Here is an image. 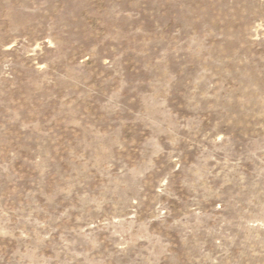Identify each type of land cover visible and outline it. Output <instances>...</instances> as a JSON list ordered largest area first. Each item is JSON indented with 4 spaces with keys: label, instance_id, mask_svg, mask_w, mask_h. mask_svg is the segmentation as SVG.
<instances>
[{
    "label": "rangeland",
    "instance_id": "rangeland-1",
    "mask_svg": "<svg viewBox=\"0 0 264 264\" xmlns=\"http://www.w3.org/2000/svg\"><path fill=\"white\" fill-rule=\"evenodd\" d=\"M0 264H264V0H0Z\"/></svg>",
    "mask_w": 264,
    "mask_h": 264
}]
</instances>
